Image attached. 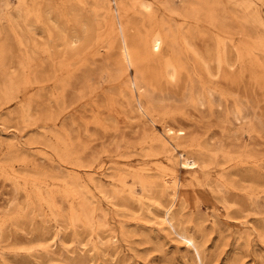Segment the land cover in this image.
I'll use <instances>...</instances> for the list:
<instances>
[{
	"label": "rangeland",
	"instance_id": "374dc122",
	"mask_svg": "<svg viewBox=\"0 0 264 264\" xmlns=\"http://www.w3.org/2000/svg\"><path fill=\"white\" fill-rule=\"evenodd\" d=\"M0 264H264V0H0Z\"/></svg>",
	"mask_w": 264,
	"mask_h": 264
},
{
	"label": "bare ground",
	"instance_id": "6f19581e",
	"mask_svg": "<svg viewBox=\"0 0 264 264\" xmlns=\"http://www.w3.org/2000/svg\"><path fill=\"white\" fill-rule=\"evenodd\" d=\"M160 45H161L160 37L158 35L151 36L149 51L151 53H154V55L158 54L160 52ZM121 49H122V52H121L120 57H119V63L126 65V67L134 66L136 61H137L136 60V58H137L136 52L137 51H135L134 47H132V44L129 42V40L126 39L125 36L122 37ZM132 83L138 92L143 91V87L140 83L139 77L137 78L135 76L134 82H132ZM143 95H144V93H143ZM137 108L141 109V111L143 110V104L139 99L137 100ZM164 133L165 134H176V135L180 134L181 135L183 132L179 129L174 130L171 127H165ZM181 164H182V166H185L187 168H194L195 166H197V161L191 157L184 155V157L182 156ZM158 219L160 220V222L162 224L170 223L172 218L169 215V208H166L164 213L160 217H158Z\"/></svg>",
	"mask_w": 264,
	"mask_h": 264
}]
</instances>
